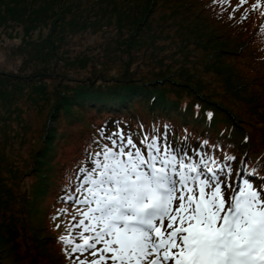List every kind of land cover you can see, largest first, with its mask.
<instances>
[{"label":"trees","instance_id":"obj_1","mask_svg":"<svg viewBox=\"0 0 264 264\" xmlns=\"http://www.w3.org/2000/svg\"><path fill=\"white\" fill-rule=\"evenodd\" d=\"M10 1L13 0H0V3L8 7ZM138 1L114 0L120 5L115 4L112 11L119 28L136 29L128 41V49L139 43V33L147 26L145 22L152 6L165 3L171 16L174 9H180L184 22L190 26L187 30L193 36H199V24L211 29L210 36L201 34L203 40L196 43L209 53L220 91L216 92L206 81L208 83L199 82L192 93L184 87L166 92L174 99H166L168 96L160 93V89H148V84L128 90L119 87L127 86L125 83L113 88L105 83L84 86L72 96L65 92L58 94L49 115L51 124L44 136L45 147L33 158V169L40 172L36 175L34 192L30 194L31 204L28 205L25 198L16 200L9 189L0 187V264H70L68 256L67 260L56 248L57 236L75 233V229L70 231V226L73 217L79 218V212L66 202V195L79 182L78 169L87 166L89 154L99 150L97 142L107 143L101 136L118 129L133 134L137 140L145 134L150 138L158 135L162 139L167 137L175 148L185 144L190 148L202 145L208 153L214 150L224 157L235 156L230 162L233 168L246 155L248 169H253L257 177H263L261 182L264 183V31H261L264 29V0H247L238 10L234 7L241 0H142L143 5ZM259 1L262 5L253 10V5H258ZM64 2L18 0L16 8L9 13L8 22L26 24L30 21L27 13H30L35 17L32 23L35 27L45 25L52 14L56 15L53 8L57 4L64 6ZM66 10L61 9L59 14L65 17L71 8ZM245 16L247 19H242ZM2 80L1 85L13 81L0 74ZM130 82L136 81L130 79ZM106 86L109 89L106 90ZM136 98L143 102L134 104ZM227 100L232 101L231 107L223 104ZM74 106L79 114L75 118L79 125L78 133L69 143L75 149L73 156L66 159L68 154L63 153L53 166L55 123L61 111L71 112ZM71 135L72 131L65 136ZM4 158L7 157L0 151V171ZM0 184H3L1 180ZM35 197L37 203L33 202ZM17 209L24 218L21 227L15 225L11 216H6ZM33 211L39 217V230H34L28 222Z\"/></svg>","mask_w":264,"mask_h":264},{"label":"rangeland","instance_id":"obj_2","mask_svg":"<svg viewBox=\"0 0 264 264\" xmlns=\"http://www.w3.org/2000/svg\"><path fill=\"white\" fill-rule=\"evenodd\" d=\"M10 2L8 7L0 3V74L13 79L5 85L0 83V151L7 157L0 171L3 183L0 187L9 189L16 200L25 198L31 204L30 194L40 172L33 169V158L45 147L44 136L51 124L49 115L61 92L72 96L81 87L104 83L109 88L125 83L127 86L119 87L127 90L148 84V89H160L166 97V92L181 87L192 93L199 82H209L216 92L220 91L214 80L217 77L213 73L214 65L211 66L213 61L196 43L203 40L201 34L210 36L211 29L199 24L200 34L193 36L180 9H174L171 16L165 3L152 6L145 22L147 26L139 33V43L128 49V41L136 29L119 28L112 13L118 5L114 0H65L64 6L57 4L53 8L56 15L52 14L45 25L38 27L32 24L35 17L30 13L26 24L8 22L18 0ZM69 7L71 12L65 17L59 14L61 9ZM1 93L6 96L2 97ZM133 101L137 105L143 99ZM223 104L231 107L232 101ZM78 115L76 106L71 112L64 110L59 114L51 165L55 166L63 153L68 154L66 159L73 156L75 149L69 143L78 133L79 120L75 119ZM71 131L72 135L66 138ZM37 199L33 202L37 203ZM6 216H11L16 226H22L24 218L18 209ZM28 222L34 230L40 229L34 211ZM56 248L59 252L63 250L59 242Z\"/></svg>","mask_w":264,"mask_h":264},{"label":"snow or ice","instance_id":"obj_3","mask_svg":"<svg viewBox=\"0 0 264 264\" xmlns=\"http://www.w3.org/2000/svg\"><path fill=\"white\" fill-rule=\"evenodd\" d=\"M101 139L66 195L81 217L60 238L70 264H264V187H237L231 163L186 162L167 137Z\"/></svg>","mask_w":264,"mask_h":264}]
</instances>
